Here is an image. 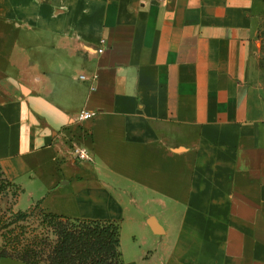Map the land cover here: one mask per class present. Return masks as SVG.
<instances>
[{
    "label": "crops",
    "instance_id": "obj_1",
    "mask_svg": "<svg viewBox=\"0 0 264 264\" xmlns=\"http://www.w3.org/2000/svg\"><path fill=\"white\" fill-rule=\"evenodd\" d=\"M0 166L30 206L133 211L125 264H264V0H0Z\"/></svg>",
    "mask_w": 264,
    "mask_h": 264
},
{
    "label": "trees",
    "instance_id": "obj_2",
    "mask_svg": "<svg viewBox=\"0 0 264 264\" xmlns=\"http://www.w3.org/2000/svg\"><path fill=\"white\" fill-rule=\"evenodd\" d=\"M0 191L21 193L1 166ZM0 220V258L14 257L29 264H125L118 220L56 214L39 201L26 210L9 208Z\"/></svg>",
    "mask_w": 264,
    "mask_h": 264
},
{
    "label": "rangeland",
    "instance_id": "obj_3",
    "mask_svg": "<svg viewBox=\"0 0 264 264\" xmlns=\"http://www.w3.org/2000/svg\"><path fill=\"white\" fill-rule=\"evenodd\" d=\"M13 190L14 189L12 188L11 191ZM11 191H7V192L0 191V219L3 212L7 211L9 208L13 210H18V209L26 210L30 207V204L32 203V199L27 193L22 192L19 197V194L12 195L10 193ZM131 210H134V208H132ZM133 214H135L133 211H128L127 218L124 221L118 220L121 225V245L126 251L127 249H129V251L131 250L136 238L138 240H141L142 238L144 239L147 238L150 241L156 238L155 237L156 235H153L147 227L145 231L142 227L138 226L139 223L137 220L134 223V221L129 219L130 216H132ZM62 215H66L69 217H78L74 213L62 214ZM1 232H2V227L0 220V239H1Z\"/></svg>",
    "mask_w": 264,
    "mask_h": 264
},
{
    "label": "built area",
    "instance_id": "obj_4",
    "mask_svg": "<svg viewBox=\"0 0 264 264\" xmlns=\"http://www.w3.org/2000/svg\"><path fill=\"white\" fill-rule=\"evenodd\" d=\"M99 52L103 51V48L98 49ZM94 110H89V109H83L80 114H79V119L85 120V119H90L95 115ZM75 153L78 158L80 159H91V156L89 155V152L86 148H75Z\"/></svg>",
    "mask_w": 264,
    "mask_h": 264
},
{
    "label": "water",
    "instance_id": "obj_5",
    "mask_svg": "<svg viewBox=\"0 0 264 264\" xmlns=\"http://www.w3.org/2000/svg\"><path fill=\"white\" fill-rule=\"evenodd\" d=\"M157 232V231H156Z\"/></svg>",
    "mask_w": 264,
    "mask_h": 264
}]
</instances>
